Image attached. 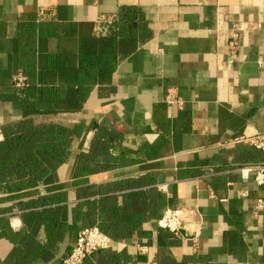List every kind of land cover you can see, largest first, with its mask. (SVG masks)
I'll return each mask as SVG.
<instances>
[{
    "label": "crops",
    "instance_id": "crops-1",
    "mask_svg": "<svg viewBox=\"0 0 264 264\" xmlns=\"http://www.w3.org/2000/svg\"><path fill=\"white\" fill-rule=\"evenodd\" d=\"M121 12L148 37L107 84L77 110L23 100L14 77L58 87L50 59L77 56ZM27 122L74 135L64 158L40 156L41 183L0 191V264H64L82 226L118 238L83 264H264V185L238 172L264 152L234 142L264 135V0H0V129ZM177 208L199 212V234L158 227Z\"/></svg>",
    "mask_w": 264,
    "mask_h": 264
},
{
    "label": "trees",
    "instance_id": "trees-1",
    "mask_svg": "<svg viewBox=\"0 0 264 264\" xmlns=\"http://www.w3.org/2000/svg\"><path fill=\"white\" fill-rule=\"evenodd\" d=\"M128 17V12H121L107 36L82 40L77 56L52 57L46 77L58 75L60 85L49 87L45 81L46 86L37 90L27 83L23 100L38 96L44 111L79 109L93 86L107 84L119 62L136 49L139 40L148 37L146 29L134 27ZM4 135L5 141L0 144V191H14L25 178L35 185L41 183L47 170L40 156L47 153L64 158L74 132L55 124L27 122L7 129ZM109 237L112 241L118 239Z\"/></svg>",
    "mask_w": 264,
    "mask_h": 264
},
{
    "label": "built area",
    "instance_id": "built-area-1",
    "mask_svg": "<svg viewBox=\"0 0 264 264\" xmlns=\"http://www.w3.org/2000/svg\"><path fill=\"white\" fill-rule=\"evenodd\" d=\"M219 14L222 13L220 8ZM239 34L237 31L231 36L228 44L230 54L234 56L238 49ZM27 84L26 77L19 73L12 80V85L18 91H22ZM166 102L169 105H180L174 91H170ZM5 141L4 131L0 129V144ZM236 144H245L257 150L264 152V135L242 136L234 140ZM243 180L254 177L256 186L264 185V163L245 165L238 169ZM246 194H242L245 196ZM254 214L264 213V197L257 199L254 205ZM158 227L169 232L174 236L181 234L182 230L191 229L199 234L201 229V217L197 210L188 208H177L166 210L163 216L158 220ZM112 246V240L109 236L102 232L98 226H82L77 234L76 243L71 254L64 259V264H83L84 261L94 254L107 251ZM136 248L139 254H146L147 247L137 244Z\"/></svg>",
    "mask_w": 264,
    "mask_h": 264
}]
</instances>
